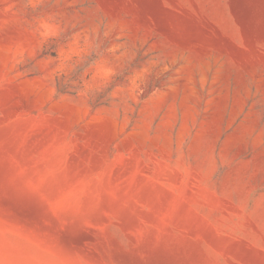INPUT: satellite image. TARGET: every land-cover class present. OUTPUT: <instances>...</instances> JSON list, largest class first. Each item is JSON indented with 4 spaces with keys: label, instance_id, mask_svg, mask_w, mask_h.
<instances>
[{
    "label": "rangeland",
    "instance_id": "374dc122",
    "mask_svg": "<svg viewBox=\"0 0 264 264\" xmlns=\"http://www.w3.org/2000/svg\"><path fill=\"white\" fill-rule=\"evenodd\" d=\"M0 264H264V0H0Z\"/></svg>",
    "mask_w": 264,
    "mask_h": 264
}]
</instances>
